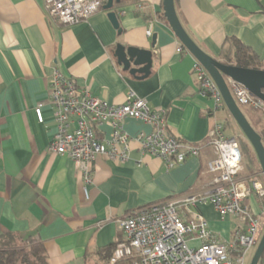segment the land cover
Listing matches in <instances>:
<instances>
[{"label": "crops", "instance_id": "crops-1", "mask_svg": "<svg viewBox=\"0 0 264 264\" xmlns=\"http://www.w3.org/2000/svg\"><path fill=\"white\" fill-rule=\"evenodd\" d=\"M175 3L187 32L211 56L232 59L228 39L237 38L264 60V0ZM113 10L119 28L103 7L84 22L65 25L50 16L45 0H0V235L39 239L49 264H109L107 251L124 239L119 219L150 204L204 192L208 165L216 157L209 133L217 121L225 131L231 124L227 108L215 110L213 100L200 93L192 72L196 59L186 49L178 51L182 44L164 16L163 0H121ZM119 43L153 50L149 75L123 70L115 57ZM54 68L110 104L123 103L133 91L151 108L167 110L169 133L199 145L200 155L167 168L135 139L152 126L127 118L122 126L133 138L128 159L98 156L87 199L75 161L48 151L57 132L50 100ZM39 104L42 122L35 111ZM96 132L103 140L111 127L103 123ZM257 199L249 198L255 211ZM194 210L222 240L232 239L235 218L221 219L206 202Z\"/></svg>", "mask_w": 264, "mask_h": 264}, {"label": "built area", "instance_id": "built-area-1", "mask_svg": "<svg viewBox=\"0 0 264 264\" xmlns=\"http://www.w3.org/2000/svg\"><path fill=\"white\" fill-rule=\"evenodd\" d=\"M50 16L65 25L88 20L103 7L106 0H45ZM148 30V29H147ZM147 36L152 35L149 29ZM183 46L178 48L182 51ZM192 72L202 95L214 102V109L226 107L221 91L206 68L195 61ZM50 100L57 132L48 146L52 154L66 155L75 161L85 196L94 180L98 156L127 161L132 137L122 123L132 118L152 126L150 132L135 137L147 155L173 168L190 157L200 155L201 147L180 141L167 127V110L151 108L146 98L131 91L121 104H110L78 86L75 78L54 68L50 79ZM237 103L258 110L264 118V100L237 81L228 79ZM39 122L44 121L42 106L36 107ZM111 127L108 138L97 136L96 126ZM208 144L216 157L208 165L211 178L207 189L180 200L150 204L119 219L124 239L115 246L109 264H247L246 257L259 242L264 228V179L262 172L241 179L242 153L236 137L226 135L225 125H213ZM255 195L260 202L255 211L249 202ZM210 203L221 219L237 220L231 240H222L208 226L205 216L194 210L199 204ZM196 241L198 242L196 244Z\"/></svg>", "mask_w": 264, "mask_h": 264}, {"label": "water", "instance_id": "water-1", "mask_svg": "<svg viewBox=\"0 0 264 264\" xmlns=\"http://www.w3.org/2000/svg\"><path fill=\"white\" fill-rule=\"evenodd\" d=\"M121 0H106L103 5L105 10H109L108 17L116 28L120 22L117 12L113 10L115 4ZM164 16L173 29L174 34L181 42L182 46L189 51L194 58L201 63L208 73L213 77L219 90L222 93L224 103L229 114L240 126L245 137L249 140L253 150L256 152L260 163L262 175H264V142L261 134L251 125L248 117L237 103L229 87L228 79L237 81L247 88L251 93L264 100V69H254L240 67L234 64H226L221 60L205 52L190 36L182 24L177 13L175 0H163ZM156 35L153 36L152 47L155 46ZM117 62L123 70L131 74H141L146 77L150 74L153 67L154 52L152 49L139 48L135 46H125L117 44L115 50ZM256 248L250 264H259L264 255V233Z\"/></svg>", "mask_w": 264, "mask_h": 264}, {"label": "trees", "instance_id": "trees-1", "mask_svg": "<svg viewBox=\"0 0 264 264\" xmlns=\"http://www.w3.org/2000/svg\"><path fill=\"white\" fill-rule=\"evenodd\" d=\"M228 40L233 45L234 57L231 59L228 56H225L224 62L222 61L223 63L234 64L246 68L264 69V60L261 61L260 58L241 40L237 38H230ZM248 108L256 117H254L253 120V118L251 119L248 115L246 116L248 119L250 118L249 121L251 122V125H253V127L261 134L264 142V118L262 115L260 116L261 113L258 110L250 107ZM241 144L243 145L246 143L241 142ZM246 146L248 145L246 144ZM248 149H250L249 146ZM251 159L252 167L248 169L245 167L246 169L243 172H240L239 175L249 173L254 174L257 170V172H262L261 167H259L258 162L254 161L253 156H251ZM251 174H249V176ZM116 245L117 243L115 246ZM112 250L113 248L108 250L107 255H110ZM47 259L48 255L45 246L39 239L34 238L33 236L24 237L15 233L0 235V264H49ZM259 262V264H264V255Z\"/></svg>", "mask_w": 264, "mask_h": 264}, {"label": "rangeland", "instance_id": "rangeland-1", "mask_svg": "<svg viewBox=\"0 0 264 264\" xmlns=\"http://www.w3.org/2000/svg\"><path fill=\"white\" fill-rule=\"evenodd\" d=\"M241 108L244 111V113H247L246 115H248L251 119L253 118V120H254V117H256V116H255V114L251 113V111L249 110V108L247 106L241 105ZM257 114H259V113H257ZM260 116H261V114H260ZM225 132H226V135H228V136L236 137L238 139V142L240 143V149H241L240 151H242V154H243V159H242L243 162H241L242 163L241 164V172H242V170H245L246 168L248 169V168L252 167L251 156H253V159H254L255 162H258V165L260 167V163L258 161L256 152L253 150L251 143L245 137L244 133L242 132V130L240 128V126H238V124L236 123V121L233 118L231 119L230 126L228 127V129ZM241 142L246 143L249 146L250 149H248V146H246V144L242 145ZM257 171H255V173ZM249 174H251V173H249ZM263 233H264V228H263L262 234L259 236V242H260V240L262 238L261 236L263 235ZM259 242H258V244H259ZM258 244H257V246H258ZM257 246L254 247L253 249H250V252L248 253V255L246 257V261H245L247 264H250V262L252 260V257H253V255H254V253L256 251Z\"/></svg>", "mask_w": 264, "mask_h": 264}]
</instances>
